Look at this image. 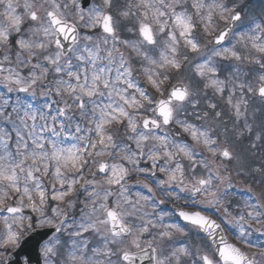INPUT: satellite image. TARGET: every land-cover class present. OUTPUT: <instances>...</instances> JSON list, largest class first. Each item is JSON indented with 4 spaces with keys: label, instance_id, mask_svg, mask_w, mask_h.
Returning <instances> with one entry per match:
<instances>
[{
    "label": "snow or ice",
    "instance_id": "obj_1",
    "mask_svg": "<svg viewBox=\"0 0 264 264\" xmlns=\"http://www.w3.org/2000/svg\"><path fill=\"white\" fill-rule=\"evenodd\" d=\"M0 7V256L20 246L26 230L36 238L35 264H264V165L252 170L259 193L238 188L224 161L239 168L241 157L227 126L216 131L209 111L198 110L201 90L182 81L164 88L171 72L197 60L203 89L221 97L227 90L232 135L254 134L259 144L250 147L264 149V11L252 15L241 0H0ZM216 16L224 21L218 31ZM241 24L248 30L232 44ZM201 26L213 37L203 43ZM224 61L233 70L221 78ZM247 94L262 107L250 110ZM207 108L224 125L217 105ZM133 180L149 195L133 199ZM186 229L208 250L178 240ZM228 231L258 252L242 250ZM19 264H34L32 256Z\"/></svg>",
    "mask_w": 264,
    "mask_h": 264
},
{
    "label": "rangeland",
    "instance_id": "obj_2",
    "mask_svg": "<svg viewBox=\"0 0 264 264\" xmlns=\"http://www.w3.org/2000/svg\"><path fill=\"white\" fill-rule=\"evenodd\" d=\"M65 2H67V0H65ZM224 3L225 4H229V6H231L232 0H224ZM241 4H242L243 7H245L246 10H251V14L252 15H257L258 13H261L264 10V0H241ZM237 10L239 11L240 9H237ZM0 11H2V9ZM66 11H68L69 18L71 19L72 9L69 8ZM244 25L245 24H241V25H238V27L244 26ZM192 54H194V56H196L195 53H192ZM221 66L222 67L226 66L224 71H226L228 74L233 70L231 65H230V63L228 61L222 62ZM241 69H242V71L249 72L248 71L249 70V64H247L246 62H242L241 63ZM195 75H197L195 73V71L193 72L192 70H189V71L187 70L186 73H181L179 75L178 81H182L184 84L188 85L193 91H195L196 89H198V87H197V85L192 84V82H191L192 80H195ZM243 78L247 79V77H243ZM195 81L199 82V80H195ZM199 83H202V82H199ZM164 88H165V94H166L167 81L165 82ZM0 90H2V89H0ZM152 93L154 95L155 92H152ZM204 95H205L204 91H201L199 97H203ZM247 96L249 97L250 110L252 108L260 109L262 107L261 106V102L253 94H247ZM159 98H162L160 96V94H159ZM223 105L228 107V110L231 111V107L227 104L226 101H223V102L222 101H218L217 109L220 110L221 106H223ZM221 111H223V110H220V112ZM231 113H232V111H231ZM224 117L225 116L222 115L221 119L223 120ZM256 117L257 118H256V122H255V131H258L259 130V125H260V119L262 118V113L260 111H257ZM223 121H224V125H221V124H218L215 120H213L212 117L211 118L209 117L208 120H207V124L209 126H211L212 128H214L216 131H222V129H223V127L225 125L227 127H231V128H227L228 129V136H229L228 145L231 147V149L233 150L234 154H239L240 155V157H241L240 163L243 165L242 167L238 168L236 166L237 165L236 161H231V162L224 161V163H226L228 168L231 170L232 183L237 185L238 188H244L247 185H251L253 187V189L257 193H259L261 191V184L259 183L260 176H259V174L253 172L252 170L255 169V168H260L262 165H264V153H261V154L253 156L251 160H249L248 158H249V155L252 154L254 151H257V150L264 151V149L260 148L259 146L256 147L255 149H252L250 147V145L253 142H255L254 141V134L253 135H246L245 137L238 138V139L234 138V136L232 135V125H233V117L232 116H231V121H227V120H223ZM249 122L250 123L252 122L251 121V116H249ZM198 123L199 124L197 126H200L201 124H204L205 121L198 120ZM176 128L177 127H174L173 131L179 132V130H176ZM182 136H188V135L186 133H183ZM188 138L190 139L189 136H188ZM222 139H223V137H221V140ZM190 141H191V139H190ZM255 143L259 144V142H255ZM205 155H210V154L205 153ZM216 163H220V160H217ZM93 170H95V169H93ZM220 171H221V174H223V175H228L229 174L228 172H225L223 168H221ZM88 179H91V176H89ZM135 186H137L136 187L137 189H143L139 185H135ZM132 189H135V188L133 187ZM143 190H145V192H147L146 189H143ZM147 194L149 195L148 192H147ZM133 199H135V198H133ZM25 203H27V200H25ZM25 212H26V215H30V214L33 213V212H31L30 209H26ZM212 214H214V213H212ZM216 217L219 219L218 216H216ZM24 223H25V225H27L28 221H25ZM4 233H5L4 224H3L2 221H0V238H3ZM28 235L29 234H27L26 230H25V232H23L21 234V240H23ZM237 242L240 243V244H243L239 240H237ZM206 245L201 244V246H206ZM16 248L17 247H13L11 245L7 246V251L5 252V255L0 256V264H2L5 261L7 255L11 251L16 249ZM246 249L251 251V249H249V248H246ZM133 250H135V249H133ZM205 250H208L207 247L205 248ZM253 252H258V251L257 250H253ZM187 259L190 261L189 258H187Z\"/></svg>",
    "mask_w": 264,
    "mask_h": 264
},
{
    "label": "water",
    "instance_id": "obj_3",
    "mask_svg": "<svg viewBox=\"0 0 264 264\" xmlns=\"http://www.w3.org/2000/svg\"><path fill=\"white\" fill-rule=\"evenodd\" d=\"M44 231H47V230H44ZM35 239L36 238H32V237L27 239L25 243L23 244V246L21 247V249L9 257L8 264H19L20 258L23 257L25 254L31 255L33 258V262L35 264V261L37 259L36 252H35ZM137 264H139V262H137ZM145 264H147V262H145Z\"/></svg>",
    "mask_w": 264,
    "mask_h": 264
},
{
    "label": "flooded vegetation",
    "instance_id": "obj_4",
    "mask_svg": "<svg viewBox=\"0 0 264 264\" xmlns=\"http://www.w3.org/2000/svg\"><path fill=\"white\" fill-rule=\"evenodd\" d=\"M186 231H188V229H186Z\"/></svg>",
    "mask_w": 264,
    "mask_h": 264
}]
</instances>
